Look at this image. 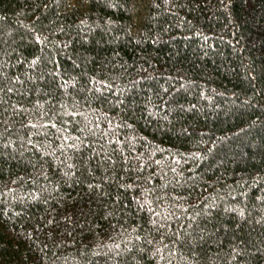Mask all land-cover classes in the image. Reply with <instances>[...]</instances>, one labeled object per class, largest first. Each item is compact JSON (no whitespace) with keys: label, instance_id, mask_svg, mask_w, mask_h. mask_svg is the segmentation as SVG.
Segmentation results:
<instances>
[{"label":"trees","instance_id":"obj_1","mask_svg":"<svg viewBox=\"0 0 264 264\" xmlns=\"http://www.w3.org/2000/svg\"><path fill=\"white\" fill-rule=\"evenodd\" d=\"M0 264H264V0H0Z\"/></svg>","mask_w":264,"mask_h":264},{"label":"snow or ice","instance_id":"obj_2","mask_svg":"<svg viewBox=\"0 0 264 264\" xmlns=\"http://www.w3.org/2000/svg\"><path fill=\"white\" fill-rule=\"evenodd\" d=\"M88 187L91 188V187H93V185L89 184Z\"/></svg>","mask_w":264,"mask_h":264}]
</instances>
